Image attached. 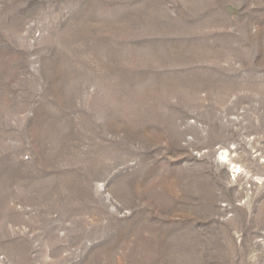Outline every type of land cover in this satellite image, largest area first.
Instances as JSON below:
<instances>
[{
  "label": "rangeland",
  "instance_id": "374dc122",
  "mask_svg": "<svg viewBox=\"0 0 264 264\" xmlns=\"http://www.w3.org/2000/svg\"><path fill=\"white\" fill-rule=\"evenodd\" d=\"M0 264H264V0H0Z\"/></svg>",
  "mask_w": 264,
  "mask_h": 264
},
{
  "label": "bare ground",
  "instance_id": "6f19581e",
  "mask_svg": "<svg viewBox=\"0 0 264 264\" xmlns=\"http://www.w3.org/2000/svg\"><path fill=\"white\" fill-rule=\"evenodd\" d=\"M235 172V171H234Z\"/></svg>",
  "mask_w": 264,
  "mask_h": 264
}]
</instances>
